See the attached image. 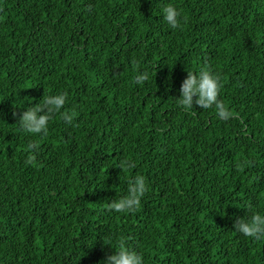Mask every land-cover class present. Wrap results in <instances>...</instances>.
Returning a JSON list of instances; mask_svg holds the SVG:
<instances>
[{
    "label": "trees",
    "instance_id": "1",
    "mask_svg": "<svg viewBox=\"0 0 264 264\" xmlns=\"http://www.w3.org/2000/svg\"><path fill=\"white\" fill-rule=\"evenodd\" d=\"M169 2L176 28L158 0H0V264H101L120 242L144 264H264V239L234 230L264 212V0ZM201 70L230 119L179 104ZM58 92L73 122L21 130ZM136 175L137 210L110 209Z\"/></svg>",
    "mask_w": 264,
    "mask_h": 264
},
{
    "label": "clouds",
    "instance_id": "2",
    "mask_svg": "<svg viewBox=\"0 0 264 264\" xmlns=\"http://www.w3.org/2000/svg\"><path fill=\"white\" fill-rule=\"evenodd\" d=\"M158 3L161 5L163 19L171 27H178L181 21V11L171 2L165 4L163 0H158ZM148 79L149 73L147 70L137 71L134 76V81L138 84H143ZM222 87V78L219 73H214L211 70H201L199 73L188 71V75L180 89L181 96L177 100L185 110L194 108V104L203 109L214 107L220 118L228 120L231 118L232 112L219 99ZM66 102L67 92L44 95L38 103L26 107L22 112L18 123L21 130L27 134H34L43 138L47 135L54 114L58 112L63 122L71 124L76 115L75 111H60ZM29 146L33 149V153L37 151L38 145L35 140ZM34 159L35 155L30 157V162ZM120 166L123 169H129L134 167V162L125 159L120 162ZM148 187L146 177L136 175L129 182L127 194L113 200L109 204L110 209L117 213L136 211L141 204L142 197L148 191ZM234 230L247 237L257 240L264 239V212H254L248 218L236 219ZM101 264H144V258L141 252L120 242L119 250L107 255Z\"/></svg>",
    "mask_w": 264,
    "mask_h": 264
}]
</instances>
